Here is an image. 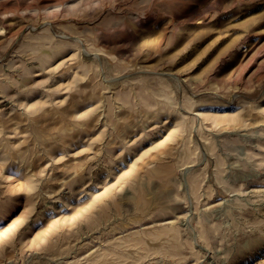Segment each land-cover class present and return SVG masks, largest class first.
Returning <instances> with one entry per match:
<instances>
[{"label":"rangeland","instance_id":"1","mask_svg":"<svg viewBox=\"0 0 264 264\" xmlns=\"http://www.w3.org/2000/svg\"><path fill=\"white\" fill-rule=\"evenodd\" d=\"M0 264H264V0H0Z\"/></svg>","mask_w":264,"mask_h":264}]
</instances>
